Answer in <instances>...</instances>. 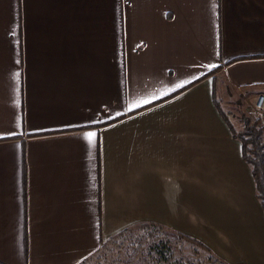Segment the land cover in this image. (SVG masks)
<instances>
[{
  "label": "crops",
  "instance_id": "crops-1",
  "mask_svg": "<svg viewBox=\"0 0 264 264\" xmlns=\"http://www.w3.org/2000/svg\"><path fill=\"white\" fill-rule=\"evenodd\" d=\"M258 94L264 0H0V264H79L142 226L264 264L213 104L240 132L223 106Z\"/></svg>",
  "mask_w": 264,
  "mask_h": 264
},
{
  "label": "rangeland",
  "instance_id": "rangeland-1",
  "mask_svg": "<svg viewBox=\"0 0 264 264\" xmlns=\"http://www.w3.org/2000/svg\"><path fill=\"white\" fill-rule=\"evenodd\" d=\"M223 108L228 111L227 115L234 127L241 129L240 132L242 131L241 118L252 120L258 118L251 107L244 109L232 101ZM260 123L264 126L261 120ZM184 237L178 234L173 235L160 228L137 227L131 230L123 240L110 241L101 245L98 258L93 259L91 264H215L216 261L210 257L212 256L210 252L186 240L189 237Z\"/></svg>",
  "mask_w": 264,
  "mask_h": 264
},
{
  "label": "trees",
  "instance_id": "trees-1",
  "mask_svg": "<svg viewBox=\"0 0 264 264\" xmlns=\"http://www.w3.org/2000/svg\"><path fill=\"white\" fill-rule=\"evenodd\" d=\"M213 104L217 113L221 116V118L228 126L231 136L240 144L241 158L250 167L255 198L259 203L264 218V126L261 125L259 118H255L252 120L244 117L240 119L242 124V131L236 132L227 121L225 114L220 110L215 100L213 101ZM139 228L144 229L148 227L142 226ZM130 232L131 230L121 232L114 236L110 241H121L125 238V236L129 235ZM186 240L190 241L192 244L203 249L204 251L209 252L208 249L199 242H196L195 240H192L190 238H187ZM103 245L104 244H102V246ZM100 249L92 254V256L84 259L79 264H91V261L93 259L98 258ZM210 257L216 261L215 264H224L218 259L212 256Z\"/></svg>",
  "mask_w": 264,
  "mask_h": 264
},
{
  "label": "built area",
  "instance_id": "built-area-1",
  "mask_svg": "<svg viewBox=\"0 0 264 264\" xmlns=\"http://www.w3.org/2000/svg\"><path fill=\"white\" fill-rule=\"evenodd\" d=\"M251 109L264 124V94H258L256 96Z\"/></svg>",
  "mask_w": 264,
  "mask_h": 264
},
{
  "label": "snow or ice",
  "instance_id": "snow-or-ice-1",
  "mask_svg": "<svg viewBox=\"0 0 264 264\" xmlns=\"http://www.w3.org/2000/svg\"><path fill=\"white\" fill-rule=\"evenodd\" d=\"M214 67V66H213ZM179 87V86H178ZM165 95H166V93H165ZM144 104H148V103H151V101H149V100H145L144 102H143ZM140 105H133V107H139ZM117 115H119V113L117 114ZM86 135V138H87V140L91 143V142H93L94 140H95V137H96V133L95 132H88V133H86L85 134Z\"/></svg>",
  "mask_w": 264,
  "mask_h": 264
}]
</instances>
